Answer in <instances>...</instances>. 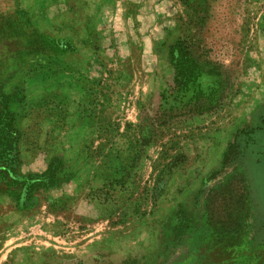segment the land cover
Wrapping results in <instances>:
<instances>
[{
  "label": "rangeland",
  "instance_id": "obj_1",
  "mask_svg": "<svg viewBox=\"0 0 264 264\" xmlns=\"http://www.w3.org/2000/svg\"><path fill=\"white\" fill-rule=\"evenodd\" d=\"M0 264H264V0H0Z\"/></svg>",
  "mask_w": 264,
  "mask_h": 264
},
{
  "label": "trees",
  "instance_id": "obj_2",
  "mask_svg": "<svg viewBox=\"0 0 264 264\" xmlns=\"http://www.w3.org/2000/svg\"><path fill=\"white\" fill-rule=\"evenodd\" d=\"M170 54V61L173 65V67L176 70V79H175V84L177 87H179L183 79L186 77V73H188V68L191 62L188 60V54L185 49V47L181 44H176L169 50Z\"/></svg>",
  "mask_w": 264,
  "mask_h": 264
}]
</instances>
